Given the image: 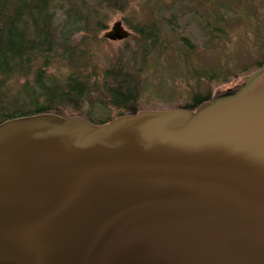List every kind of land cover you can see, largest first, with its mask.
I'll list each match as a JSON object with an SVG mask.
<instances>
[{"label": "water", "instance_id": "water-1", "mask_svg": "<svg viewBox=\"0 0 264 264\" xmlns=\"http://www.w3.org/2000/svg\"><path fill=\"white\" fill-rule=\"evenodd\" d=\"M263 74L194 110L0 124V264H264Z\"/></svg>", "mask_w": 264, "mask_h": 264}, {"label": "rangeland", "instance_id": "rangeland-1", "mask_svg": "<svg viewBox=\"0 0 264 264\" xmlns=\"http://www.w3.org/2000/svg\"><path fill=\"white\" fill-rule=\"evenodd\" d=\"M190 1L131 0L128 10L113 14L107 24L110 30L121 23L131 33L127 40L112 42L101 32L99 41L93 39L88 46V54L75 56L74 65L55 60L48 75L63 80L77 74L78 68L89 66L81 73L88 74L91 81H101L110 63L133 58L130 66L139 74L140 94L130 105L131 114L185 109L195 96L213 97L242 85L246 77L264 69V0H210L215 17L224 16L219 25L210 14V6H200V0ZM155 22L160 24V38L144 55L135 31L150 28ZM207 23L210 30L205 27ZM80 41L79 37L76 42ZM23 82L21 79L19 83Z\"/></svg>", "mask_w": 264, "mask_h": 264}, {"label": "trees", "instance_id": "trees-1", "mask_svg": "<svg viewBox=\"0 0 264 264\" xmlns=\"http://www.w3.org/2000/svg\"><path fill=\"white\" fill-rule=\"evenodd\" d=\"M209 1L198 3L210 6V14L215 17ZM130 3L131 0H0V124L26 116L55 114L80 116L103 125L128 115L130 105L137 102L140 94L139 74L130 66L133 58L110 63L101 81H91L88 74L81 73L89 66L76 68L77 74L63 80L47 71L57 59L74 65L75 56L88 54L92 40L99 41L98 35L107 31L110 17L125 13ZM215 19L217 25L223 24L224 16ZM209 25L205 26L207 30ZM159 26L155 22L150 28L135 31L144 55L148 46L160 38ZM79 37L81 41L77 43ZM21 79L24 82L20 84ZM211 98L195 96L185 109H196Z\"/></svg>", "mask_w": 264, "mask_h": 264}]
</instances>
